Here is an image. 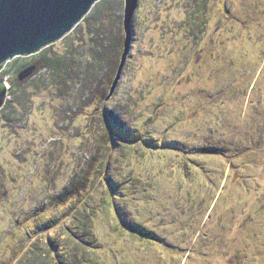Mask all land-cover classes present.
<instances>
[{"label":"rangeland","instance_id":"rangeland-1","mask_svg":"<svg viewBox=\"0 0 264 264\" xmlns=\"http://www.w3.org/2000/svg\"><path fill=\"white\" fill-rule=\"evenodd\" d=\"M94 32L0 67V264H264V0H142L109 98Z\"/></svg>","mask_w":264,"mask_h":264},{"label":"water","instance_id":"water-1","mask_svg":"<svg viewBox=\"0 0 264 264\" xmlns=\"http://www.w3.org/2000/svg\"><path fill=\"white\" fill-rule=\"evenodd\" d=\"M99 1L0 0V67L14 57L33 55L62 40L88 16ZM124 1V52L108 98L120 82L132 46L137 13L142 5V0ZM2 103H7V79L0 81V110L3 108Z\"/></svg>","mask_w":264,"mask_h":264},{"label":"trees","instance_id":"trees-1","mask_svg":"<svg viewBox=\"0 0 264 264\" xmlns=\"http://www.w3.org/2000/svg\"><path fill=\"white\" fill-rule=\"evenodd\" d=\"M113 0H100L96 6H94L93 8V14H90L89 16H87L85 18V20H88L89 22V27L91 29L92 32H94L95 34H93L94 37V44L96 47H100L101 51H97L96 53V57L98 59H102V57L108 53V52H112V53H116L120 48H122L124 46V42L122 41V31H119L116 36L112 37V34H108L107 30H105V28L102 26V19L104 20V14L106 12V10H104V6L106 4H109L110 2H112ZM203 8V6H201ZM109 16H111V14H109ZM92 22H91V20ZM93 19L95 21H93ZM94 25L95 29L91 28V26ZM111 36V37H110ZM100 44V46H99ZM122 59V58H121ZM48 67V65H46ZM46 66H44V68H47ZM16 102L8 101L6 103V105L4 106V108H2V110L0 111V123H2L3 121L6 120L7 117H3V114L7 111L10 110L11 112L16 111L17 107L20 106L19 103L17 104V106L15 105ZM86 211V208H85ZM27 236H29V234H27ZM30 237V236H29ZM50 246V244H49ZM36 249L33 251V255L31 256V259L27 261L28 264H30V262H33L34 259H37V257H40L39 259H42L41 262L39 259H37L39 262H41L42 264H48L46 257L47 253L43 254L44 256H41L39 254V252H35ZM56 258V257H55Z\"/></svg>","mask_w":264,"mask_h":264}]
</instances>
